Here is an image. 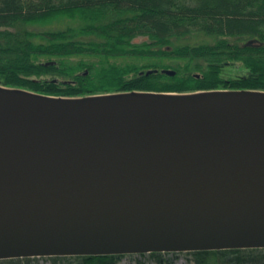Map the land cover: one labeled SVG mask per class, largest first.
I'll use <instances>...</instances> for the list:
<instances>
[{
  "label": "water",
  "instance_id": "water-1",
  "mask_svg": "<svg viewBox=\"0 0 264 264\" xmlns=\"http://www.w3.org/2000/svg\"><path fill=\"white\" fill-rule=\"evenodd\" d=\"M125 92L192 93L103 94ZM205 108L112 101L142 122L107 124L0 102L1 127L79 140L0 148V258L264 247V120L185 119Z\"/></svg>",
  "mask_w": 264,
  "mask_h": 264
},
{
  "label": "trees",
  "instance_id": "trees-1",
  "mask_svg": "<svg viewBox=\"0 0 264 264\" xmlns=\"http://www.w3.org/2000/svg\"><path fill=\"white\" fill-rule=\"evenodd\" d=\"M62 17L77 24L39 31L27 27ZM137 36L147 40L133 42ZM121 57L179 62L138 66L114 61ZM52 58L56 63L44 64ZM231 67L237 73L225 75ZM147 68L157 72L147 74ZM0 85L52 96L264 90V0H0ZM165 253L182 256L186 264H254L264 259V247L150 255L163 262L169 259ZM122 255L46 257L51 264H115ZM36 259L0 258V264H36Z\"/></svg>",
  "mask_w": 264,
  "mask_h": 264
},
{
  "label": "bare ground",
  "instance_id": "bare-ground-1",
  "mask_svg": "<svg viewBox=\"0 0 264 264\" xmlns=\"http://www.w3.org/2000/svg\"><path fill=\"white\" fill-rule=\"evenodd\" d=\"M149 102L179 104L200 102L207 105L205 110L189 112L185 119L235 121L264 120V92L251 90L213 89L192 93H148L125 92L118 94H92L85 97L63 98L47 97L20 90L0 88V102L27 104L42 107L73 109L79 116L92 122L107 124H136L142 118L116 111H102L99 107L106 102ZM73 114V115H74ZM188 115V116H187ZM79 140L59 135L36 133L24 129L0 126V148L61 145Z\"/></svg>",
  "mask_w": 264,
  "mask_h": 264
},
{
  "label": "rangeland",
  "instance_id": "rangeland-1",
  "mask_svg": "<svg viewBox=\"0 0 264 264\" xmlns=\"http://www.w3.org/2000/svg\"><path fill=\"white\" fill-rule=\"evenodd\" d=\"M77 24L74 20H71L69 18L66 17H62V18H56L53 20H50L46 23H37V24H30L27 25V27L31 30H35V31H39V30H47V29H51V30H55V29H63L68 25H75ZM147 40V38L145 36H137L133 39V42H141ZM180 42V41H179ZM183 41H181L180 43H182ZM77 59V58H74ZM114 61L116 63H136L138 66H141L143 64H147L149 62H157L160 63L162 65H175L179 62V60H175L172 58H156V59H151V58H142V57H121V58H116L114 59ZM181 62V61H180ZM182 63V62H181ZM149 69H156V68H147ZM158 69H160V71L162 69H172L170 67H158ZM231 70L229 71V69L225 70L224 74L228 75V74H236L235 70H238L234 67L230 68ZM84 72H87V70H84ZM48 78H52L55 79L56 76L53 75H47ZM57 78V77H56ZM99 94H103V93H99ZM123 255L119 258V260L115 263V264H186L185 260L182 256L178 255V254H174V253H169L164 255V257L169 258L168 261H163V262H157L155 261L151 255H150V251H133V252H125L122 253ZM37 257L36 259V264H51L50 263V259H48V257L46 256H35ZM254 264H264V259H262L260 262L258 263H254Z\"/></svg>",
  "mask_w": 264,
  "mask_h": 264
},
{
  "label": "flooded vegetation",
  "instance_id": "flooded-vegetation-1",
  "mask_svg": "<svg viewBox=\"0 0 264 264\" xmlns=\"http://www.w3.org/2000/svg\"><path fill=\"white\" fill-rule=\"evenodd\" d=\"M50 61L53 62V63H50V64H54V63H56V59H53V58H52V59H49V60L45 61L44 64H45V65H49V64H46V63H47V62H50ZM53 80H56V78L53 79Z\"/></svg>",
  "mask_w": 264,
  "mask_h": 264
}]
</instances>
